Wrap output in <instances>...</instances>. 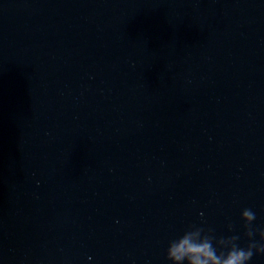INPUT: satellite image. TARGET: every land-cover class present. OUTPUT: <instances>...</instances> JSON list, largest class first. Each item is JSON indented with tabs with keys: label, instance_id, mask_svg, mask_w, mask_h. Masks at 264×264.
<instances>
[{
	"label": "water",
	"instance_id": "1",
	"mask_svg": "<svg viewBox=\"0 0 264 264\" xmlns=\"http://www.w3.org/2000/svg\"><path fill=\"white\" fill-rule=\"evenodd\" d=\"M245 208L264 229V0H0V264L246 247Z\"/></svg>",
	"mask_w": 264,
	"mask_h": 264
},
{
	"label": "clouds",
	"instance_id": "2",
	"mask_svg": "<svg viewBox=\"0 0 264 264\" xmlns=\"http://www.w3.org/2000/svg\"><path fill=\"white\" fill-rule=\"evenodd\" d=\"M245 235L249 238L246 247L237 241L238 235L217 238L212 229L190 226L180 236L169 241L166 259L171 264H248L256 253L264 254V229H256L252 221L255 213L248 208L241 211ZM232 225H229V229ZM259 233L260 241L254 239Z\"/></svg>",
	"mask_w": 264,
	"mask_h": 264
}]
</instances>
